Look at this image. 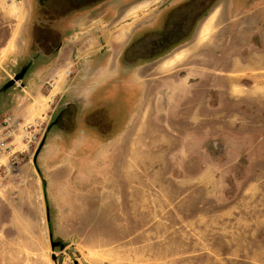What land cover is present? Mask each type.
Segmentation results:
<instances>
[{
	"label": "rangeland",
	"instance_id": "obj_1",
	"mask_svg": "<svg viewBox=\"0 0 264 264\" xmlns=\"http://www.w3.org/2000/svg\"><path fill=\"white\" fill-rule=\"evenodd\" d=\"M187 1H105L114 12L100 8L77 33L105 50L101 74L117 77L111 92L119 79L129 84L114 131L111 123L100 129L104 136L89 126L72 124L71 135L55 127L35 165L47 128L68 103L60 100L65 80L67 90L76 84L47 72L0 111V122L13 116L37 137L0 181V264H264V0ZM32 4L0 0L4 79L21 54ZM178 5L168 28L173 39L185 36L175 29L182 19L191 35L161 44L152 32L158 13ZM147 30L127 59L144 58L119 65L129 38ZM97 85L71 98L78 109L92 110ZM101 96L93 106L113 116L110 92ZM24 138L15 136L16 151Z\"/></svg>",
	"mask_w": 264,
	"mask_h": 264
},
{
	"label": "flooded vegetation",
	"instance_id": "obj_2",
	"mask_svg": "<svg viewBox=\"0 0 264 264\" xmlns=\"http://www.w3.org/2000/svg\"><path fill=\"white\" fill-rule=\"evenodd\" d=\"M105 1L110 0H33L30 9V20L24 30L25 39L23 40L21 54L18 56L13 66L10 68L8 67V71L12 72V76H9L8 79L0 77V93H2L0 97V111L5 108V106L9 105L7 103H9V100H12L15 94L20 92L24 93L31 85L37 84L39 79L47 75L48 72L58 76L66 75L71 77L72 86L74 83L76 84L74 87L71 86L72 89L67 90L69 83L65 80V95L62 94L60 100H64L67 96L68 103L64 104L61 112L56 115L53 122L47 128V130H49V135H51L50 132L55 127L61 128V130L66 133L69 131L71 125L75 124L76 127L74 130L76 131L77 129L86 130L83 126H89L90 129L94 131L95 136H104L105 132L101 133L100 129H104L108 125L107 123H111L110 132L115 130L116 125L120 126L122 124L121 119H119L117 115L122 113L120 110H123V107L119 108L116 104L119 101L123 103V100H120V94L131 91L127 88L129 84H127L126 81L120 82L119 79L118 86L111 92V86H115L117 77L116 75L111 76V73H103L107 76H102L101 74L105 70L102 68L104 64L102 58L105 54V50L95 48L93 46L95 45L93 39H89L87 43H85L82 38L76 40L77 33L83 32L82 30L85 25L93 23L92 21L86 22L87 16L93 14L98 15L100 13V8L106 7L108 8L107 16L114 12L112 4H103ZM189 3H191V0L185 2L186 5ZM182 6L184 5H178L167 11L158 13V28L152 30V32H156L160 38H163L161 44L167 42L170 46L179 45L191 35L189 29H187V31L186 29H182L184 26L182 19H177L180 26L175 27V29L179 34L187 33L185 36L173 39L172 32L174 29L171 31L172 28H170V30L168 28L170 18L173 17L174 14H177ZM55 11L61 12L58 17L52 15ZM49 14H51V16H49ZM48 16L50 17L49 19L47 18ZM194 25L195 22H193V26ZM152 32L147 30L142 36H132L129 38L127 41L128 43L123 47L121 55L118 58L119 65L121 62H131L125 64V66H131L134 64V61L136 62V60L140 61V59H143L144 57L141 58L142 55H136L132 59L127 58L130 56V50L136 47L139 48L138 44L143 41L145 38L144 36ZM97 33H99V31H97ZM95 40L99 42L102 38ZM91 50L94 52H91ZM86 51L91 52L90 57L87 55L84 57V55L87 54ZM94 53H96L98 58L92 59L94 58ZM89 62L91 70H84L83 67L87 66ZM83 76H87V78L83 80ZM99 77L107 79L99 84ZM16 78L19 79L15 80ZM12 81L14 84L6 89L5 87ZM88 82L91 84L97 82L98 85L93 89L96 93L94 99L91 101L92 110L87 113L83 109H78L71 98L73 96H80L83 86H86ZM102 84H105V88H107L103 89V91L108 90L110 92V99L108 102H110L109 107L113 114L111 117L108 115L110 118H108V116L106 118L105 112L101 107L93 106L95 101H99V103L103 101L101 96V92L103 91H100ZM115 92H118V95H115ZM78 99L81 100L82 98ZM117 109H119V111L116 115ZM66 135L71 134L68 132ZM66 137L68 138V136ZM85 138L88 139L87 141H91L92 139L89 137ZM46 139L48 140L47 137ZM46 139V143L44 141L45 145L43 144V146L51 148V146H49L50 144H47ZM55 143H58V141H55ZM58 145L59 144H55V146ZM77 146L80 147V143H77Z\"/></svg>",
	"mask_w": 264,
	"mask_h": 264
},
{
	"label": "built area",
	"instance_id": "obj_3",
	"mask_svg": "<svg viewBox=\"0 0 264 264\" xmlns=\"http://www.w3.org/2000/svg\"><path fill=\"white\" fill-rule=\"evenodd\" d=\"M23 132L25 135L24 146L22 150H15L13 145L15 136ZM36 135L32 124H22L13 116H6L0 122V181L9 173L13 172L18 165L20 155L31 150L36 142ZM3 158H7L8 162L4 164Z\"/></svg>",
	"mask_w": 264,
	"mask_h": 264
},
{
	"label": "water",
	"instance_id": "obj_4",
	"mask_svg": "<svg viewBox=\"0 0 264 264\" xmlns=\"http://www.w3.org/2000/svg\"><path fill=\"white\" fill-rule=\"evenodd\" d=\"M18 79H19V78H16L15 80H18ZM13 84H14V82L12 81V82H10V83L8 84V86H6L5 88H6V89L9 88V87H11V85H13ZM48 133H49V130H47V131L45 132L44 137H43V140H42V142H41V145H40V147H39V149H38V151H37V153H36V155H35V157H34V164H35V165H36V163H37L38 155H39V153H40V151H41V149H42V147H43L44 141H45V139H46ZM42 179H43V178H42ZM44 192H46V184H45V182H44ZM50 238H51V246H52V249L55 250V248L58 247L59 244H58V243H55V242L53 241V238H52L51 233H50ZM60 247H63V245H60ZM53 260H56V257H55V256H53Z\"/></svg>",
	"mask_w": 264,
	"mask_h": 264
},
{
	"label": "crops",
	"instance_id": "obj_5",
	"mask_svg": "<svg viewBox=\"0 0 264 264\" xmlns=\"http://www.w3.org/2000/svg\"><path fill=\"white\" fill-rule=\"evenodd\" d=\"M36 87V86H35ZM26 92V91H25ZM62 95V94H61ZM12 109V108H11Z\"/></svg>",
	"mask_w": 264,
	"mask_h": 264
}]
</instances>
